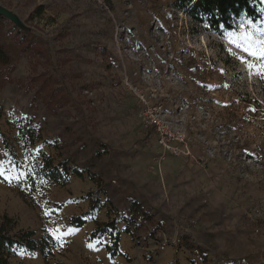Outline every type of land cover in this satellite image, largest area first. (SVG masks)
I'll return each mask as SVG.
<instances>
[{
    "label": "rangeland",
    "instance_id": "1",
    "mask_svg": "<svg viewBox=\"0 0 264 264\" xmlns=\"http://www.w3.org/2000/svg\"><path fill=\"white\" fill-rule=\"evenodd\" d=\"M177 1L0 0L15 17H0L14 65L0 82V230L55 242L47 260L14 246L6 264H114L109 235H93L108 223L118 240L129 233L130 262L169 250L264 264V2L260 19L213 31ZM46 164L63 179L47 180ZM133 203L154 215L165 249L129 228Z\"/></svg>",
    "mask_w": 264,
    "mask_h": 264
},
{
    "label": "trees",
    "instance_id": "2",
    "mask_svg": "<svg viewBox=\"0 0 264 264\" xmlns=\"http://www.w3.org/2000/svg\"><path fill=\"white\" fill-rule=\"evenodd\" d=\"M263 2L264 0H178L175 7L185 11L197 24H206L209 29L218 31L219 28L223 30L233 29L242 15L253 21L260 19V9ZM4 68L8 72H11L14 69V65L8 51L0 44V69H2L0 71V79L2 81L0 82L9 80L7 77L5 78L6 73H2L5 70ZM50 93L53 95L56 91L52 89ZM47 106H49V103ZM151 130L154 132L152 128ZM62 168L65 174L69 172L68 169ZM72 173L77 177L81 176V173L78 171H72ZM44 176L51 182H59L63 179V173L59 171V168L49 167L48 164L45 165ZM133 212L138 215V219L134 220L138 222L137 227L151 225L154 222V215L148 211L142 210L138 203H133ZM83 224L84 220L80 217L73 218L70 221L72 227H81ZM114 231L115 228L113 223L99 224L96 226L93 234L99 237L104 234H110L112 244L107 247V250L110 252L111 257L117 255L119 234H114ZM34 235L35 233L32 231H21L17 238L13 239L3 234L0 230V264H6L7 259L12 256L11 250L14 246L23 247L29 252L38 251L43 259L47 260V257L51 255L50 248L55 245L53 238L46 231L43 233V237L38 241L33 240Z\"/></svg>",
    "mask_w": 264,
    "mask_h": 264
},
{
    "label": "built area",
    "instance_id": "3",
    "mask_svg": "<svg viewBox=\"0 0 264 264\" xmlns=\"http://www.w3.org/2000/svg\"><path fill=\"white\" fill-rule=\"evenodd\" d=\"M127 86H129L127 84ZM131 89H133L131 86H129ZM137 96L140 98L141 102L145 104L146 106V102L143 96H140V94L138 93V91H136ZM145 109H149V106L147 105L146 107H144ZM147 113V112H145ZM147 123L149 125L150 128H152L158 135L159 138V145L162 147V150L164 153L166 152H172L174 154H176L177 149L175 146H173L172 144L169 143L168 137H167V133L165 131L164 125L161 122V120L159 119L158 115H150L149 119H147ZM180 141L182 142L183 139L180 138ZM138 225L137 221H131L129 228L132 229V227H135ZM144 228L146 229V234L148 235V237L150 238L149 241L155 243L158 247L164 248L166 246H168L169 241L165 235V233L163 231H161L160 229H153L152 227H150L149 225H143ZM133 234V240L136 244V249H140V237L138 235H136L135 233ZM152 239V240H151Z\"/></svg>",
    "mask_w": 264,
    "mask_h": 264
},
{
    "label": "crops",
    "instance_id": "4",
    "mask_svg": "<svg viewBox=\"0 0 264 264\" xmlns=\"http://www.w3.org/2000/svg\"><path fill=\"white\" fill-rule=\"evenodd\" d=\"M107 235H109V238H110V234L108 233ZM124 236L125 238L118 240L116 256L111 257L110 252L107 250V247H109L111 244L106 243V245H104L103 247V250H104L103 252L108 253L110 259L115 260L114 264H197L196 262L187 261L177 256H174L173 252L169 250H164L162 255L160 254L159 256L153 258V261L145 260L142 257H136L135 260L130 262L129 260L131 259V254L134 253V250L131 249L130 244H127L126 237L130 238L129 233H125ZM150 242L151 241L149 240L147 241V245H148L147 250H150L155 247L154 245H152L155 243L153 242L150 243ZM125 259H127L130 263H126ZM105 264H108V263H105Z\"/></svg>",
    "mask_w": 264,
    "mask_h": 264
},
{
    "label": "water",
    "instance_id": "5",
    "mask_svg": "<svg viewBox=\"0 0 264 264\" xmlns=\"http://www.w3.org/2000/svg\"><path fill=\"white\" fill-rule=\"evenodd\" d=\"M0 17L9 19V20H15V17L12 16L7 10L4 8H0Z\"/></svg>",
    "mask_w": 264,
    "mask_h": 264
},
{
    "label": "snow or ice",
    "instance_id": "6",
    "mask_svg": "<svg viewBox=\"0 0 264 264\" xmlns=\"http://www.w3.org/2000/svg\"><path fill=\"white\" fill-rule=\"evenodd\" d=\"M244 50H245V51H250L248 48H245ZM251 54L254 55L255 53H251ZM261 55L264 56V52H261ZM262 78H264V77H262Z\"/></svg>",
    "mask_w": 264,
    "mask_h": 264
}]
</instances>
